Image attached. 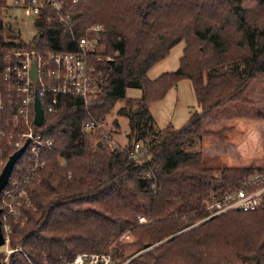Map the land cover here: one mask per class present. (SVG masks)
Instances as JSON below:
<instances>
[{"label": "trees", "instance_id": "1", "mask_svg": "<svg viewBox=\"0 0 264 264\" xmlns=\"http://www.w3.org/2000/svg\"><path fill=\"white\" fill-rule=\"evenodd\" d=\"M22 1L28 0H0V93L7 89L2 73L13 51H68L71 33L84 37L95 25L104 34L94 101L86 106L64 97L49 114L43 100L45 123L35 131L54 146L38 157L25 153L13 171L11 179L18 177L30 206L21 200L26 222L12 223V246L23 243L12 264H60L94 251L93 245H56L61 232L91 233L94 221L113 241L131 229L139 252L147 251L128 264H264V201L257 211H231L204 221L213 196L240 189L264 169L207 168L201 152L184 150L197 138L220 137L204 129V118L227 102L244 101L250 82L264 76V0H60L71 12L70 26L44 12L35 23L33 44L21 42L4 25L3 10ZM181 42L185 48L177 71L150 81L148 72ZM182 80L190 81L200 111L180 129L160 130L149 106ZM131 88L141 90V98L128 99ZM119 102L124 103L119 115L129 120L130 143L111 150L101 132L87 133L83 125L88 119L105 121ZM7 117L0 112L1 128ZM140 142L134 160L130 155ZM0 149L7 163L14 151L6 139ZM23 163L25 169L18 171ZM140 216L150 222L139 225ZM199 221L204 222L195 226ZM120 257L126 261L124 251ZM3 259L0 253V264Z\"/></svg>", "mask_w": 264, "mask_h": 264}, {"label": "built area", "instance_id": "2", "mask_svg": "<svg viewBox=\"0 0 264 264\" xmlns=\"http://www.w3.org/2000/svg\"><path fill=\"white\" fill-rule=\"evenodd\" d=\"M73 4L75 5L76 1H73ZM13 8L21 11L27 17H34L36 22L44 12L51 11L59 18L61 23L70 26L71 12L66 9L60 0L15 2ZM51 20L52 18L47 16L45 23L49 24ZM103 34L104 28L101 25H95L87 29L84 37L78 38L71 33V43L73 45L71 50L20 49L13 51L5 59L2 75L7 89L4 93H0V112L7 114L8 117L5 119L6 128L0 126V141L6 139L14 153L20 150L27 141L30 144L25 153H29L34 157H38L41 150L52 149L54 146L52 139L35 131V128L38 127L34 123L36 93H38L41 101L44 116L43 100L47 103L46 111L49 114L58 110L60 100L64 97L82 101L86 106L94 101L101 82V74L98 72L95 62L102 60L99 55V48L102 45ZM21 42L25 43L22 39ZM34 63L37 64V81L31 78ZM20 127L23 128V131L16 133L14 129ZM104 127L105 121L98 122L93 119H88L83 125V129L87 133L102 132ZM104 139L107 142L110 141L107 136H104ZM141 147L139 143L135 145L130 155L132 159L136 160L138 158ZM109 148L115 150L119 147L112 146L110 142ZM3 158L4 151L0 149V168L6 165H4ZM38 166L39 164L36 163L34 170ZM10 183L3 191L0 203L3 202V197L8 192ZM16 193L21 195V200L25 199V205L30 206L24 188L18 187ZM21 200L8 203L6 210L0 206L3 211L1 221L5 241L4 246L1 247L4 249L5 254L2 264H10L9 258L13 254L23 251V243L12 246V223H23L20 211ZM263 201L264 171H261L245 181L240 189L230 190L224 195L213 196L206 208L208 217L204 221L231 211L244 213L257 211L261 208ZM139 223L144 224L148 221L146 217L142 216L139 217ZM131 238V234L126 232L112 248L106 251L78 253L72 259H62L60 264H128L130 261L123 262L120 255L123 254L124 244L130 242Z\"/></svg>", "mask_w": 264, "mask_h": 264}, {"label": "rangeland", "instance_id": "3", "mask_svg": "<svg viewBox=\"0 0 264 264\" xmlns=\"http://www.w3.org/2000/svg\"><path fill=\"white\" fill-rule=\"evenodd\" d=\"M9 5L8 8L3 10L4 25L17 32L26 44H33L37 37L35 18L27 17L21 11L15 10L11 2ZM184 48V42L176 45L163 61L148 72L147 78L150 81H156L165 74L177 71ZM141 96L142 91L139 89L131 88L127 91L128 99H139ZM244 98V101L227 102L214 109L204 118V129L210 133L219 134L220 137L197 138L186 144L184 150L193 153L201 152L204 165L207 168L264 169V76L250 82ZM123 106V102H119L115 106L106 117L104 129L99 133L101 141L108 147L111 142L112 146L123 149L130 143L128 139L130 132L129 120L118 113ZM149 110L154 117L156 127L163 130L167 127L182 128L189 122L192 113L199 112L200 108L190 81L182 80L171 88L162 100L152 103ZM104 136H107L110 141L107 142ZM139 144L142 146V142ZM213 159L216 164L212 163ZM3 167L0 168V174ZM25 167L26 165L23 163L17 170L22 171ZM19 184L20 181L17 176L11 179L8 192L4 195L3 202L0 203V206L5 210L8 208V203L21 200V195L16 193ZM26 206L29 208L28 205ZM147 221L150 222L148 219ZM22 222L21 226H24L26 220ZM202 222H197L195 226L200 225ZM138 224L140 225L139 218ZM92 225L93 228L90 227L92 232H83L80 237L61 232L59 239L56 240L59 241L56 244L57 247L63 245L78 249L79 247L93 245L95 249L92 252H100L112 248L119 240H109L108 231L101 226L99 221H94ZM127 232L131 234L132 238L130 242L124 244L122 249L126 261H131L147 250L139 252L131 229ZM0 253L5 256L3 248H0ZM9 263L12 264L11 257ZM44 263L53 264L47 261H44Z\"/></svg>", "mask_w": 264, "mask_h": 264}, {"label": "water", "instance_id": "4", "mask_svg": "<svg viewBox=\"0 0 264 264\" xmlns=\"http://www.w3.org/2000/svg\"><path fill=\"white\" fill-rule=\"evenodd\" d=\"M31 78L34 81H37V64H33L32 72H31ZM35 120L34 123L36 126L41 127L44 124L45 116H44V111L42 109L41 101L39 99L38 93L35 95ZM30 142L27 141L25 145L15 152L7 161L5 167L3 168L1 174H0V198L3 193V191L6 189L8 184L10 183V179L12 177L13 171L15 167L17 166L18 162L26 152ZM103 144L102 142H99L98 146L101 147ZM3 211L0 208V248L4 246L5 241H4V236H3V231H2V221H1V215Z\"/></svg>", "mask_w": 264, "mask_h": 264}, {"label": "crops", "instance_id": "5", "mask_svg": "<svg viewBox=\"0 0 264 264\" xmlns=\"http://www.w3.org/2000/svg\"><path fill=\"white\" fill-rule=\"evenodd\" d=\"M212 163H213V164H216V163L214 162V159L212 160ZM214 166H215V165H214Z\"/></svg>", "mask_w": 264, "mask_h": 264}]
</instances>
